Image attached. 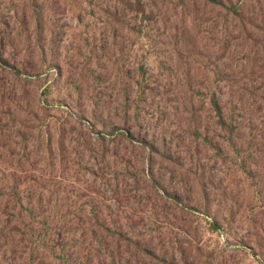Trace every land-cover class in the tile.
Segmentation results:
<instances>
[{
    "label": "rangeland",
    "instance_id": "obj_1",
    "mask_svg": "<svg viewBox=\"0 0 264 264\" xmlns=\"http://www.w3.org/2000/svg\"><path fill=\"white\" fill-rule=\"evenodd\" d=\"M140 1L145 22L121 0H0V184L25 151L63 211L118 214L158 264H264V18Z\"/></svg>",
    "mask_w": 264,
    "mask_h": 264
},
{
    "label": "trees",
    "instance_id": "obj_2",
    "mask_svg": "<svg viewBox=\"0 0 264 264\" xmlns=\"http://www.w3.org/2000/svg\"><path fill=\"white\" fill-rule=\"evenodd\" d=\"M207 1L215 6L227 8L229 16L234 17L239 25L248 28V34L255 31L256 22H259L261 17L264 18L262 0ZM121 2L127 3L126 6L129 7L134 20H150L146 5L140 0ZM134 29L133 27L132 30ZM224 50H227V47ZM218 94V91L213 92L210 99L212 110L218 118L216 124L225 133L228 146L238 149L237 133L240 129L235 119L237 113L235 110L226 113ZM126 137L129 138V135ZM131 141L133 142L132 138ZM29 161V154L23 151L17 166L0 184V264L158 262L156 252L138 240L139 233L132 231L128 224L117 226L112 218L118 214L107 215L104 211H99L93 214L80 212L81 214L71 215L63 211L67 198L53 199L55 193L51 191V181L37 176L33 167H27ZM56 184L59 190L63 188L62 183ZM131 250L134 251V259L130 256L133 253ZM147 258H152L153 262L147 261Z\"/></svg>",
    "mask_w": 264,
    "mask_h": 264
}]
</instances>
